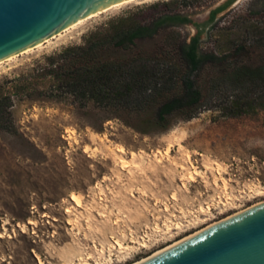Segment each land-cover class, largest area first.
<instances>
[{"label": "rangeland", "instance_id": "374dc122", "mask_svg": "<svg viewBox=\"0 0 264 264\" xmlns=\"http://www.w3.org/2000/svg\"><path fill=\"white\" fill-rule=\"evenodd\" d=\"M167 12L190 22L159 29L134 50L175 61L172 46L197 29L205 51L229 37L249 42L248 25L264 22V0L124 3L0 63V82L81 44L110 19L146 21ZM247 56L264 60L258 47ZM210 73L197 80L202 90ZM11 97V126L0 129V264H131L264 201V109L231 117L204 105L188 119L170 115L158 123V101L103 108ZM72 192L81 194L80 205Z\"/></svg>", "mask_w": 264, "mask_h": 264}, {"label": "trees", "instance_id": "16d2710c", "mask_svg": "<svg viewBox=\"0 0 264 264\" xmlns=\"http://www.w3.org/2000/svg\"><path fill=\"white\" fill-rule=\"evenodd\" d=\"M223 8L211 9L207 22ZM188 22L179 12L157 14L146 21L118 16L89 32L81 44L44 56L25 72L0 82V129L11 126L12 95L70 98L81 107L90 102L103 108L142 107L158 101L154 110L158 123L170 115L188 119L204 105L218 107L222 116L231 117L264 109V60L253 63L247 56L255 47L264 52V22L248 25L249 42L229 37L215 51L200 49L197 29L188 40L172 46L175 61L134 50L159 29ZM113 52L121 53L114 56ZM205 69L211 76L202 90L197 80ZM34 81L43 83L41 88Z\"/></svg>", "mask_w": 264, "mask_h": 264}, {"label": "water", "instance_id": "95a60500", "mask_svg": "<svg viewBox=\"0 0 264 264\" xmlns=\"http://www.w3.org/2000/svg\"><path fill=\"white\" fill-rule=\"evenodd\" d=\"M119 0H0V57ZM141 264H264V201Z\"/></svg>", "mask_w": 264, "mask_h": 264}, {"label": "bare ground", "instance_id": "6f19581e", "mask_svg": "<svg viewBox=\"0 0 264 264\" xmlns=\"http://www.w3.org/2000/svg\"><path fill=\"white\" fill-rule=\"evenodd\" d=\"M133 1H137V0H119V1H117V2H114V3H111V4H108V5H106V6H104V7H102V8H100L99 10H97V11H95V12H93V13H91V14H89V15H86V16H83V17H80V18H78V19H75V20H72V21H70V22H68L67 24H65L63 27H61V28H59V29H57V30H55V31H52V32H50L48 35H45V36H43V37H41V38H39L38 40H36L35 42H33V43H30V44H28V45H26V46H24V47H22V48H20V49H18V50H16V51H14V52H11V53H9V54H7V55H5V56H3V57H0V63H2V62H6L7 60H10V59H12L13 57H15L16 55H18V54H23V53H25V52H27V51H31V49H34V48H37V47H39V46H42V44L43 43H47V42H49L51 39H53V38H56V37H60V36H62V34H65L66 32H68V30H71V29H74V28H77L78 26H80L84 21L86 22V20L87 19H89V18H91V17H93V16H96L97 14H99V13H102V12H104V11H106V10H108V9H110V8H112V7H115V6H118V5H121V4H124V3H129V2H133ZM65 32V33H64ZM119 150L121 151V152H123V149L122 148H119ZM168 150V148L165 150V152ZM164 152V153H165ZM127 164V163H126ZM125 164H124V162L122 163V167L124 166ZM126 166V165H125ZM123 169V168H122ZM226 187V186H225ZM70 198L73 200V201H75V203L77 204V205H80V203H81V194L79 195V194H77V193H71V195H70ZM258 204V203H257ZM256 205V204H255ZM254 206V205H253ZM250 207H252V206H250ZM250 207H248V208H250ZM247 209V208H246ZM246 209H244V210H246ZM244 210H242V211H244ZM242 211H239V212H242ZM238 212V213H239ZM237 214V213H236ZM235 215V214H234ZM231 216H233V215H231ZM231 216H229L228 218H230ZM227 218H225L224 220H226ZM222 221V220H221ZM32 223V222H31ZM217 223V222H216ZM215 224V223H214ZM211 225H213V224H211ZM211 225H209V226H211ZM209 226H207V227H205L204 229H206V228H208ZM204 229H201L199 232H201L202 230H204ZM198 233V231L196 232V233H194V234H191V235H189V236H186V237H184V238H182L181 240H179V241H176V242H174L173 244H170V245H168V246H166V247H164V248H162V249H160V250H157L156 252H154V253H152L150 256H147V257H145V258H142V259H140V260H138V261H136V262H134V263H131V264H141V263H143V262H145V261H147V260H149V259H151V258H153L154 256H156V255H158V254H160V253H162V252H164V251H166V250H168V249H170V248H172V247H174V246H176V245H178V244H180L181 242H183L184 240H187L188 238H190V237H192V236H194L195 234H197ZM119 244V243H118ZM39 263L40 264H43V262L40 260L39 261Z\"/></svg>", "mask_w": 264, "mask_h": 264}]
</instances>
